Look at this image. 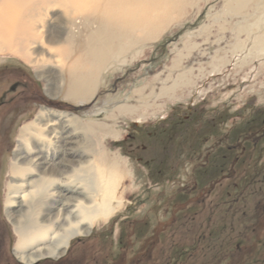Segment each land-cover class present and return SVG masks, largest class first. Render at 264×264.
I'll return each mask as SVG.
<instances>
[{
  "label": "rangeland",
  "instance_id": "rangeland-1",
  "mask_svg": "<svg viewBox=\"0 0 264 264\" xmlns=\"http://www.w3.org/2000/svg\"><path fill=\"white\" fill-rule=\"evenodd\" d=\"M106 1L95 0L98 16ZM109 1L104 11L110 23L123 19L129 46L82 104L46 95L49 74L38 78L28 63L40 47L26 45V56L15 35L0 38V68L23 70L43 93L24 116L0 119V264H24L13 255L4 203L19 129L41 107L107 127L94 147L119 161L118 196L127 203L60 259L35 264H111L125 250L139 253L128 264H264V0ZM39 12L36 23H23L70 64L64 10ZM48 66L60 83L63 71Z\"/></svg>",
  "mask_w": 264,
  "mask_h": 264
},
{
  "label": "bare ground",
  "instance_id": "bare-ground-1",
  "mask_svg": "<svg viewBox=\"0 0 264 264\" xmlns=\"http://www.w3.org/2000/svg\"><path fill=\"white\" fill-rule=\"evenodd\" d=\"M0 4V38L7 36L10 41L15 35L17 51L26 56V45L40 47L41 56L47 54L45 59L37 54L28 63L38 70V78L49 74L45 93L53 100L59 97L75 105L91 100L98 75L112 61H119L128 49L122 31L125 22L120 19L110 23L113 19L106 15L109 0L102 5L99 16L96 8L100 5L95 0H0ZM13 5L34 15L23 18L24 14H20L19 18L16 12L13 16ZM50 7L65 12L64 20L58 18L66 34L62 43L70 52L74 44L72 52L76 54L67 65L60 59L61 54H51L49 47L46 50L36 26L23 23H36L39 11ZM18 20L20 23L15 25ZM51 64L63 71L60 83L49 69H43ZM98 130L108 131L92 120L84 122L47 107H41L35 118L19 129L4 212L17 237L13 255L21 263L60 259L72 241L89 235L96 225L110 220L127 203L118 196L119 161L94 147L92 138Z\"/></svg>",
  "mask_w": 264,
  "mask_h": 264
},
{
  "label": "flooded vegetation",
  "instance_id": "flooded-vegetation-1",
  "mask_svg": "<svg viewBox=\"0 0 264 264\" xmlns=\"http://www.w3.org/2000/svg\"><path fill=\"white\" fill-rule=\"evenodd\" d=\"M1 84L6 89L0 92V119H18L27 114L31 106L43 101V93L23 70L7 65L0 68Z\"/></svg>",
  "mask_w": 264,
  "mask_h": 264
},
{
  "label": "trees",
  "instance_id": "trees-1",
  "mask_svg": "<svg viewBox=\"0 0 264 264\" xmlns=\"http://www.w3.org/2000/svg\"><path fill=\"white\" fill-rule=\"evenodd\" d=\"M163 230L164 229H162L161 231H158L157 234H155L154 236L152 234L151 235V240H146L147 243L145 245V248L142 250V251H144V254L145 253L147 254V253H149L152 250V248L154 247L155 242L157 244V236H158V234L164 232ZM204 239H205V237H202V240H204ZM151 243L153 244V246L150 247L151 248V250H150V248L148 246ZM138 254L139 253H137V254H135L133 256L132 255L129 256L130 255V252H128V250H125L124 252H122L120 254L119 257H117L116 259H114L111 264H128L129 262H134L136 260L137 256H138ZM66 258H68V257H65L62 261L64 262L66 260Z\"/></svg>",
  "mask_w": 264,
  "mask_h": 264
}]
</instances>
